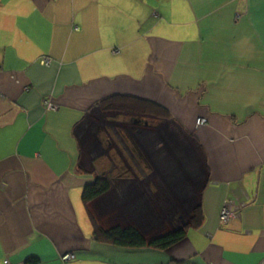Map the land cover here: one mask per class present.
Listing matches in <instances>:
<instances>
[{
	"label": "crops",
	"instance_id": "0c3cea01",
	"mask_svg": "<svg viewBox=\"0 0 264 264\" xmlns=\"http://www.w3.org/2000/svg\"><path fill=\"white\" fill-rule=\"evenodd\" d=\"M42 57L52 62L41 65ZM118 95L153 102L172 118L100 108ZM45 99L57 108L46 109ZM199 118L206 123L197 126ZM156 131L191 151L199 179L189 208H201V225L163 254L95 243L82 187L116 164L126 173L114 179L137 178L132 157L151 161L146 144ZM162 140L153 142L160 154ZM119 185L95 201L105 216L119 218V203L117 212L104 204ZM147 192L143 204L152 201ZM136 197L121 217L142 208ZM225 203L234 215L221 225ZM136 222L143 237L145 229L169 231L157 219ZM69 252L74 260L64 262ZM31 257L264 264V0H0V264Z\"/></svg>",
	"mask_w": 264,
	"mask_h": 264
},
{
	"label": "rangeland",
	"instance_id": "374dc122",
	"mask_svg": "<svg viewBox=\"0 0 264 264\" xmlns=\"http://www.w3.org/2000/svg\"><path fill=\"white\" fill-rule=\"evenodd\" d=\"M45 100H47V99H45ZM158 137L163 138V140H162L163 141L162 142L163 151H164L163 154H160L159 150L153 148V142H155ZM177 151L179 152L178 155L176 153ZM146 155H147V159L151 160L149 163H148V161H146V163H145L144 162L145 160H143L142 157L141 158L138 157V160H136V158L133 159V157H132L131 168H132L133 172H135L136 175L138 176L137 178H134V176L132 175L133 173H131L130 174L131 176H124L123 177V178H127V179H125L126 181L114 179L113 177L116 174H119L118 175V178H119L120 175L126 173L121 168L124 165H120V164L114 165L115 169L113 168V170H111L112 167L109 170L107 167H103L101 169L100 168L98 169L100 172L95 171V173H96L95 176H101L102 175V176L107 177L110 180V188L106 193H108L111 190L113 183L114 184L120 183L119 186H116L117 191L119 192V190H120L119 196H117L115 193H110L106 198H104V201H108V203L104 202V204L106 205L105 207L106 208L108 207L110 210H111V208L114 209L115 205L119 203V211L120 212L117 213L119 215V218L116 215H114V218H112V216H113L112 213H109L106 216H105V214H102L103 213L102 210H98L97 203L95 202L97 200V198L95 200H93V203L89 206L88 210H89L91 216L95 219V221L99 224V226L101 228L107 229V226H109L112 223H115L116 221L120 222L121 225L125 224V222H130L131 225H129V226L135 227L133 225V224H135L134 223L135 220L138 223H142L145 225L147 224V226H149L148 225L149 222L152 223L156 219H157L158 223H165V227H167L166 230H171L175 226L178 227V226H182V225L185 226L186 224L187 225L189 224V217H190V214L192 213V211H190L189 207L191 206L192 199H193L191 197V193H192V191L195 190L197 179H199L197 174L193 173V171H195V169H193L194 165L192 164V160L189 158L191 156V151H189L184 145L177 143V139L173 133L167 132V134H164V133L156 131V133L153 134L151 141L146 144ZM180 155H182L183 159L185 158V161L183 163L184 166L181 165L178 168L177 165L175 164V160L178 159V157ZM161 163L164 165L165 168H166V164H167L168 173H166V174L163 173V171L161 169L162 167L159 166V164H161ZM183 168H184V170H182ZM177 171H178V174H177ZM199 172H198V175H199ZM181 173H183L184 178H182ZM185 176L187 178H185ZM130 178H133V180L127 181ZM147 178H150L151 180H149ZM149 188L152 189L153 195H152V197H148L146 200L149 201L151 198L152 201L151 202H145L143 204V202H141V199L143 200V196H144L143 194H144V192H147V190ZM106 193H104V194H106ZM104 194H102V195H104ZM136 194H137L136 198H139V195L142 194V196L140 195L141 197L138 199V202L143 204L144 206L142 205V208L140 206V208H138V210H136V212H135L136 215H133L135 218L133 216L128 217L127 219L124 217H121L125 211L129 210L128 207L125 205V203H128L129 200H132L133 199L132 196H136ZM102 195H100L99 197H101ZM149 195H151V193H149ZM156 197H158V199L162 198V200H160L161 202L156 200ZM165 197L169 198V199L165 200ZM225 204H227V203H225ZM161 205L163 206V208L161 211H159V207ZM143 207H144V209H143ZM230 210L233 211L232 208H230ZM100 212H102V213H100ZM114 212H117V211L115 210ZM220 212H221V210H220ZM160 217L164 218V219H162L161 222L159 219ZM187 219H188V222L185 223ZM228 222H229V220H228ZM220 223H221V225L227 224V223L224 224L221 221H220ZM89 225L91 227L90 222H89ZM171 226L173 228H171ZM144 231H146V233H147L144 236L145 239H148L153 235L155 236L159 232H161V230L160 231L159 230L158 231H155V230L151 231L148 229H145ZM163 231H164V229H163ZM91 238L94 240L92 235H91ZM67 254L68 253H66L65 255H67ZM67 256H69V255H67ZM74 258H75V255L72 256V258H69V257L67 259L65 258L64 262H71L74 260ZM61 259H62V257H61ZM3 264H4V262H3Z\"/></svg>",
	"mask_w": 264,
	"mask_h": 264
},
{
	"label": "trees",
	"instance_id": "16d2710c",
	"mask_svg": "<svg viewBox=\"0 0 264 264\" xmlns=\"http://www.w3.org/2000/svg\"><path fill=\"white\" fill-rule=\"evenodd\" d=\"M100 108L104 111H118L148 115L155 119H171L172 116L161 106L150 101H143L126 96H113L104 99L100 103ZM110 188V180L105 176H96L92 181L82 187L81 202L85 209L100 195L106 193ZM91 224V235L94 242L99 245L110 246L116 250H130L136 253L151 252L153 254H163L172 246L186 238L189 227L197 228L203 220L201 208L194 210L189 217V224L174 227L173 229L157 235L151 239H145L142 234L133 226H114L103 229L87 212ZM169 260V259H168ZM174 262L171 260L169 263ZM25 264H37L35 257L27 258ZM175 263V262H174ZM181 264V263H179Z\"/></svg>",
	"mask_w": 264,
	"mask_h": 264
},
{
	"label": "built area",
	"instance_id": "2783aa9c",
	"mask_svg": "<svg viewBox=\"0 0 264 264\" xmlns=\"http://www.w3.org/2000/svg\"><path fill=\"white\" fill-rule=\"evenodd\" d=\"M39 63L41 65L47 66L51 63V60L49 58L42 57V58H40ZM44 104H45L46 109H48V110H55L57 108V106L54 103L50 102V100H45ZM195 123L197 126H199V125H204L206 123V121L202 118H199L196 120ZM233 215H234V212L232 210H230L229 204L228 203L224 204L222 209H221L220 215H219V220L225 224L228 222V220L231 219V217ZM67 255H69V256H67ZM67 255L62 256L63 261L65 260V258L66 259L68 257L72 258V256H74L72 253H68ZM4 264H14V263H11L8 260H5Z\"/></svg>",
	"mask_w": 264,
	"mask_h": 264
}]
</instances>
